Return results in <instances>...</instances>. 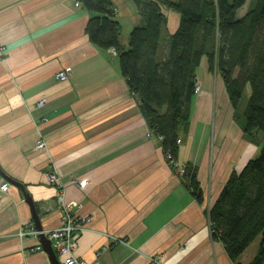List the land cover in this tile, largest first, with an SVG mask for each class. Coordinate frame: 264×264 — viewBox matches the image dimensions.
<instances>
[{
  "label": "crops",
  "instance_id": "crops-1",
  "mask_svg": "<svg viewBox=\"0 0 264 264\" xmlns=\"http://www.w3.org/2000/svg\"><path fill=\"white\" fill-rule=\"evenodd\" d=\"M112 2L127 48L143 17L132 0ZM162 11L166 40L180 15ZM90 16L75 0H0V264H52L37 249L40 238L19 235L36 229L25 191L43 230L58 227L61 203L70 205L84 227L76 255L87 263L151 264L160 255V264H235L212 238L209 209L261 145L236 122L221 75L198 67L200 90L189 128L180 131L178 162L197 167L199 203L150 132L116 51L90 42ZM66 67L68 79L57 80Z\"/></svg>",
  "mask_w": 264,
  "mask_h": 264
},
{
  "label": "trees",
  "instance_id": "trees-1",
  "mask_svg": "<svg viewBox=\"0 0 264 264\" xmlns=\"http://www.w3.org/2000/svg\"><path fill=\"white\" fill-rule=\"evenodd\" d=\"M75 1L91 15L85 28L90 42L118 54L120 73L176 174L180 131L189 128L197 70L204 58L209 70L221 75L247 139L264 134V0H132L143 23L130 31L127 48L112 0ZM162 6L180 15L178 29L166 40ZM243 7L246 12L239 16ZM247 87L250 94L242 108ZM197 171L186 163L179 176L202 203ZM209 218L212 238L223 242L235 264H244L242 255L261 236L258 254L248 264H264V142L257 157L230 175Z\"/></svg>",
  "mask_w": 264,
  "mask_h": 264
},
{
  "label": "built area",
  "instance_id": "built-area-1",
  "mask_svg": "<svg viewBox=\"0 0 264 264\" xmlns=\"http://www.w3.org/2000/svg\"><path fill=\"white\" fill-rule=\"evenodd\" d=\"M76 5L80 4L76 2ZM2 48H0V54H2ZM115 53V52H114ZM3 55V54H2ZM4 61V57L0 55V63ZM70 69L63 68L56 74V79L59 81H66L69 77ZM200 90V86L197 85L196 92ZM42 103V102H40ZM44 141H38L37 148L42 149L45 147ZM176 172L178 175H183L185 172V164L175 162ZM51 182L57 181V176L53 173L49 175ZM10 187V183L5 181L1 185L3 191H7ZM84 230L82 221L78 219L71 211V207L68 204L61 203V223L58 227L50 230H36L31 228L29 230L21 229L19 232L20 236H32L36 239L40 238V235L43 234L46 236L52 245L53 250L55 251L60 264H102L99 259L95 260L93 263H87L85 260L79 258L76 255V250L78 248V241L81 237V233ZM38 250L42 249V244L39 243L37 246ZM99 252L97 256H99ZM161 256L155 255L150 257L151 264H160Z\"/></svg>",
  "mask_w": 264,
  "mask_h": 264
},
{
  "label": "rangeland",
  "instance_id": "rangeland-1",
  "mask_svg": "<svg viewBox=\"0 0 264 264\" xmlns=\"http://www.w3.org/2000/svg\"><path fill=\"white\" fill-rule=\"evenodd\" d=\"M203 61H206L204 62V64H201L200 66V71H205V75H209V76H213V73L209 70V65H208V61H207V58H204ZM205 65V68H203ZM211 74V75H210ZM249 94H250V88H248L245 92V95L242 99V108L245 106V104L247 103V100L249 98ZM259 135L256 137V139H254L252 141V144L255 146V147H258L260 146V150H261V147H262V144H261V140L264 139V134L262 132H259L258 133ZM264 142V141H263ZM261 239L262 237L259 236L258 238H256V240H254V242L247 248V250L244 252V255L242 256V259L241 261L244 263V264H248L250 263L251 261H253V259L256 257V255L258 254V251H259V248H260V243H261Z\"/></svg>",
  "mask_w": 264,
  "mask_h": 264
},
{
  "label": "water",
  "instance_id": "water-1",
  "mask_svg": "<svg viewBox=\"0 0 264 264\" xmlns=\"http://www.w3.org/2000/svg\"><path fill=\"white\" fill-rule=\"evenodd\" d=\"M11 181H12V183L21 187L25 191V188L23 187V185L19 184L17 181H14V180H11ZM24 193H25L26 200L30 204V207H31V210L33 213L35 228H36V230L42 231L43 228H42V225L40 223V218H39L38 212L36 210V206H35L32 198H31V195L27 191H25ZM40 243L42 244V248L50 256L52 264H60L58 257L52 248L50 240L46 236H44L43 234L40 235Z\"/></svg>",
  "mask_w": 264,
  "mask_h": 264
}]
</instances>
